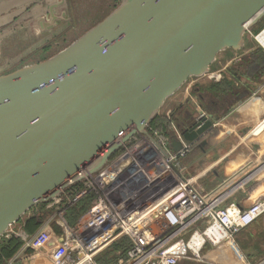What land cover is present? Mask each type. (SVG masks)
<instances>
[{"label":"water","instance_id":"water-1","mask_svg":"<svg viewBox=\"0 0 264 264\" xmlns=\"http://www.w3.org/2000/svg\"><path fill=\"white\" fill-rule=\"evenodd\" d=\"M49 9L41 29L57 18ZM263 16L264 0H119L51 56L0 75V238L133 136L157 146L148 128L165 101L208 74L220 52L241 49ZM215 119L180 121L182 141L203 138Z\"/></svg>","mask_w":264,"mask_h":264},{"label":"built area","instance_id":"built-area-1","mask_svg":"<svg viewBox=\"0 0 264 264\" xmlns=\"http://www.w3.org/2000/svg\"><path fill=\"white\" fill-rule=\"evenodd\" d=\"M165 117L171 133L182 141L171 112ZM148 131L157 146L144 135L133 136L98 171L85 173L47 203L54 209L50 222L61 229L60 243L47 247L40 230L28 236L12 226L3 236L21 237L26 247L41 249L53 264H97L93 255L120 236L129 240L126 257L110 264H177L187 253L198 260L210 259L209 252L220 245L235 246L236 236L264 215V198L245 208L230 202L236 176L223 180L212 193L203 191L182 161L193 142L182 141L174 150L166 132L151 126ZM259 169L243 175L241 186L264 174V161ZM87 196H92L87 211L70 225L66 211ZM208 248L207 255L201 253ZM0 264L21 263L13 257Z\"/></svg>","mask_w":264,"mask_h":264},{"label":"crops","instance_id":"crops-1","mask_svg":"<svg viewBox=\"0 0 264 264\" xmlns=\"http://www.w3.org/2000/svg\"><path fill=\"white\" fill-rule=\"evenodd\" d=\"M54 1L53 3L51 0H0V39L7 37L13 26L20 31L21 24L28 30H33L35 35H39L42 29L39 28L37 20L43 18L50 21L51 17L50 14L47 17L49 10L46 6L58 4V0ZM46 3L48 4L46 5ZM10 22L12 24L8 25ZM244 47L245 41L244 46L239 50L226 49L222 51L226 54L224 58L219 57L220 52L216 61L210 66L208 74L198 78H190L166 100L168 108L165 113L174 110L179 120L184 122H189L194 119V116L200 114H210L217 118L210 130L213 131L212 134H215L204 135L202 138L203 140L206 139L204 144H202V140L197 141L198 143L193 142L197 144L190 149L182 161L186 166V172L194 176L197 185L208 193L217 190L223 180L236 176L234 180L236 189L229 201L245 208L255 199L264 198L263 172L255 176L249 183L241 186L243 175L252 170L260 171L259 165L264 161V73L260 75L261 81L258 82L257 78L241 76L242 72L245 71L242 67L236 69L235 74L229 71L234 68L232 67L233 64L239 62L246 53H250L249 51L254 49L251 46L243 50ZM58 50L39 51L38 54L30 57L29 61L25 60L18 67L7 71L11 72L24 65L39 62ZM19 51L20 44L18 42L7 45L5 48L0 47V58L10 59L15 57ZM16 59L17 57L14 58V60ZM216 74H220V78L225 74L234 81L235 93L229 100L228 110L223 114L218 110L219 104L213 100L214 95L207 92L203 87L207 82L218 81L220 78H216ZM0 75L2 74L0 73ZM208 105L213 110H207L206 106ZM168 137L171 141L173 137L171 131H168ZM29 214L30 211L24 217ZM50 223H44L39 229L46 243L54 241L60 236L54 232ZM17 228H19L17 230L19 234L27 235L20 226ZM234 242L236 243L235 246L232 244L228 246L227 243L220 245L216 252H209V248L203 250L204 255L209 252L211 256L210 259L206 260L214 264H251L250 259L253 256H249L252 253L245 252L246 247L242 245L244 241L239 239L234 240ZM24 247L26 246L24 245ZM28 248L31 249L30 252L24 250L17 257L15 256L17 262L21 264H53L48 255L40 252L41 249Z\"/></svg>","mask_w":264,"mask_h":264},{"label":"trees","instance_id":"trees-1","mask_svg":"<svg viewBox=\"0 0 264 264\" xmlns=\"http://www.w3.org/2000/svg\"><path fill=\"white\" fill-rule=\"evenodd\" d=\"M247 48H249V45ZM243 49L246 50L245 47ZM257 50L253 49L249 51L250 53H247L244 57L240 59L239 62L233 64L232 67L234 68L232 70L230 69L229 71L235 74L234 72L236 71V69L242 67L245 71L242 72L243 74H241V76L244 75L245 77L252 79L257 78L258 82H260L261 81L260 75L264 73L262 72L264 70V55L258 53ZM203 87L207 92L214 95L213 100L215 103L219 104L218 105L219 109L218 106L216 108L219 111H221V114L226 112L228 110L229 100L235 93L234 81H232V79H230L225 74H223L218 81L207 82L206 84L203 85ZM208 106H206L207 110L209 111L213 110L210 108V106L209 107ZM164 114L163 113L158 114L154 118L150 126L153 128H157L160 131L166 132V134H168V131H170L169 130L170 121L168 120L167 117H165ZM171 116L173 121H175L176 123H180L181 120H179L174 110H172ZM212 132L213 131H210L207 134L210 136ZM201 140L203 139L201 138L198 141ZM197 143H192L191 149ZM70 189H73V186H71ZM91 199L92 196L84 197L66 211V218L70 225H75L78 219L87 211ZM46 205L47 203H42L33 207L30 210L31 213L28 216L19 220V226L21 230H23L28 236H31L34 233H36L44 223L50 222V217L54 209L51 207H47ZM256 221L254 223H256ZM50 225L56 234H61V229L55 222H51ZM24 245H25L24 240L15 234H11L8 237L2 236L0 238V263H6L9 259L15 256L17 257L18 254L24 250L30 252L31 249L28 247L27 248L24 247ZM128 248H129L128 238L125 236H120L114 241L107 244L99 251H97L93 255V260L97 264H110L111 262L116 261L119 258H125ZM203 252L204 251H202L201 253ZM181 262L182 264L183 263L193 264L191 262H197L199 264H214L206 259H202V260L195 259L190 254L183 257L182 260L177 264H180Z\"/></svg>","mask_w":264,"mask_h":264},{"label":"rangeland","instance_id":"rangeland-1","mask_svg":"<svg viewBox=\"0 0 264 264\" xmlns=\"http://www.w3.org/2000/svg\"><path fill=\"white\" fill-rule=\"evenodd\" d=\"M119 0H72V19L73 21L68 25L69 31L66 32L65 38H69V42L64 43L68 45L72 42L75 37L77 38L80 34L85 32L91 26L96 24L102 18H104L117 4ZM264 16L258 20L254 25H252L244 35L245 49L248 47L258 49V53L264 55ZM73 30H77L73 32ZM261 32V34H259ZM257 38H254V36ZM72 40V41H70ZM244 50V49H243ZM47 54V53H46ZM52 54V52H49ZM247 54V53H246ZM219 55V54H218ZM226 54L221 52L219 57H225ZM37 56L35 57V59ZM34 59V60H35ZM27 61L30 60V55L26 56ZM168 103L165 101L164 105L159 111V114H164L165 110L168 108ZM165 115V114H164ZM31 213V212H30ZM19 222L12 225V229L17 233L19 228ZM242 239L245 245V252L252 253L249 256H253L250 259L251 264H259L264 261V215L259 218L256 223H253L250 227L242 230L238 236H236L235 241ZM240 245V244H239ZM244 248V247H243ZM242 252H244L242 250ZM245 253V254H246ZM248 255V254H246ZM193 264H199L197 262H191ZM182 264V262L180 263ZM186 264V263H183Z\"/></svg>","mask_w":264,"mask_h":264},{"label":"flooded vegetation","instance_id":"flooded-vegetation-1","mask_svg":"<svg viewBox=\"0 0 264 264\" xmlns=\"http://www.w3.org/2000/svg\"><path fill=\"white\" fill-rule=\"evenodd\" d=\"M58 4L53 6L48 4L46 7L48 10L52 8V12L56 18L52 26L48 29H42L39 35H35L33 30H28L24 25L21 24L20 31L13 26L12 31L9 32L8 36L0 39V47L5 48L7 45H11L15 42L20 44V51L10 59L0 58V73L6 74L11 68H16L24 63L26 56H35L39 51H52L63 48L64 43L69 41V38H65V34L68 27L71 25L72 19V0H58ZM49 17V13L47 14ZM13 22V21H12ZM70 23V25H68ZM12 24L11 22L8 25ZM77 30H73L76 32ZM76 38V37H75ZM72 41V40H70ZM14 60V58H16ZM8 70V71H7Z\"/></svg>","mask_w":264,"mask_h":264},{"label":"bare ground","instance_id":"bare-ground-1","mask_svg":"<svg viewBox=\"0 0 264 264\" xmlns=\"http://www.w3.org/2000/svg\"><path fill=\"white\" fill-rule=\"evenodd\" d=\"M258 36V35H257ZM257 36H256V38H257ZM229 246V245H228Z\"/></svg>","mask_w":264,"mask_h":264}]
</instances>
